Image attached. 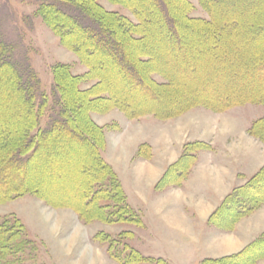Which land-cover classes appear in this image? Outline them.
<instances>
[{"label":"rangeland","instance_id":"rangeland-1","mask_svg":"<svg viewBox=\"0 0 264 264\" xmlns=\"http://www.w3.org/2000/svg\"><path fill=\"white\" fill-rule=\"evenodd\" d=\"M128 1L134 3L136 7L146 6L148 3V0ZM188 1L193 7L191 17L209 20L208 14L199 6L198 0ZM97 2L107 10L116 11L133 20L126 9L117 5L109 6L106 0H97ZM210 3L215 8L217 22L223 28L224 33L228 34L229 30L233 31L231 35L224 36L225 38L219 43L210 42L205 35L197 37L190 29L184 33V41L187 49L193 50V55L176 59L171 53L165 54L173 45L166 43L163 35L162 38L159 37L158 33L163 31L161 25L158 22L153 23L155 21L154 10H147L144 22L149 26L153 23L157 26V30L151 27V30L155 32L149 31L148 43H135L130 48H126L127 51L152 53L153 61L150 66L175 76V83L169 90L170 94L165 96L166 99L154 100V104L158 107H175L179 103L199 97L213 101L219 96L239 97L252 95V93L258 95L264 91V69L257 70L256 67L261 62V50L264 48L262 37L264 29L252 31L257 19L264 16V0H210ZM35 8V0H0V33L14 47V59L19 61L26 59L38 79L40 93L46 97L47 107L50 108L54 106L51 73L53 65L66 64L73 75L85 73L87 68L79 62L74 53L61 45L59 38L52 33L45 22L34 15ZM139 10L142 12L140 8ZM89 19L92 21L91 17ZM62 24L63 26L66 24L68 30L72 31L74 28L66 20ZM81 34L83 38H79V46L83 51L88 52L94 40L89 39L83 31ZM99 44L102 45V43ZM111 52L125 53L117 48L111 49ZM188 52L190 55L191 52ZM93 55L94 58L90 61L97 63L95 72L107 76L104 85L113 91V96L117 100L121 99L135 107L150 103L146 97H141L134 89H131L125 79L120 78L119 69L114 67V62L108 56L103 53ZM6 74V71H0V147L5 141H17L22 129L29 121L24 114L26 113L25 107L18 102L19 100L12 103L18 95L13 91L10 82L2 84V78ZM154 78L158 82L162 81L158 76ZM88 82L93 83H89L90 87L84 90H88L96 83L94 80L86 83ZM83 84L80 85L81 88ZM166 90L168 91V89L161 91V96ZM48 108L41 113L40 125L42 127L46 126L48 116L51 114ZM115 110L120 111L110 108L105 112H91L90 117L92 113H97L94 118L109 122L111 124L109 127L114 130V123H119V119L124 118L123 112L121 114V111ZM21 114H24L25 118L18 120ZM262 117H264V105L262 104L247 103L223 112L198 106L184 111L172 121H169L172 118L169 119L162 126L159 124V127L150 123L149 119L142 123L130 121L126 125L127 128H124V133L125 136L140 142L155 143L158 141L160 146L158 152L164 153L169 150L166 155L174 152L173 149H168V145L177 144L178 148L180 147V154L169 165L175 164L181 158L183 152L186 151L187 144L202 140L208 141L215 145L218 156L228 155L231 159V169H236L242 163L244 155L247 157L252 155L261 160L264 158V143L250 136L248 132L253 123ZM150 118L157 119L153 115ZM59 140L60 143L53 141L49 148H40L41 153L44 154L39 155L37 162L33 165L32 178L36 187L52 200H67V202L73 200L75 202L86 189L85 181L90 176L92 160L82 146L74 142H65L64 138ZM106 153L109 158L107 162L116 169L119 175V133L111 135L110 141L107 142ZM86 156L89 159L87 162L83 161ZM232 156H240V158L239 160L232 159ZM192 168L193 165L188 173ZM176 187H178L177 184L174 188ZM262 188L257 192L244 193L238 207L247 204L251 198L262 195L264 191ZM108 206L113 207L110 203ZM133 211L136 213L135 210ZM74 213L72 209L49 207L40 198L30 194L0 204V218L16 217L23 224L26 237L33 244L26 259H32L35 264H118L109 256L108 249L110 253L112 252L119 258L120 262H125L129 252L128 248L134 249L147 260L139 264H161L158 262L161 258L158 257L164 258L163 262L166 264H200L203 258H214L222 254V252H212V249H207L203 244L194 243L191 244L194 248L178 253L172 249L168 236L162 237L164 240L158 239L150 242L146 232L142 229L143 223L142 226L125 223L108 225L99 221L86 224L78 221ZM125 214L123 213L121 218ZM251 214L239 219L234 227L244 220L241 224H246L250 230L249 235H253L259 229L264 230V209L252 216ZM137 215L141 219L140 215ZM126 218L130 219L127 214ZM196 231L201 234L203 227L198 226ZM124 232L132 233V236H126ZM98 234L100 240L103 239L102 241L96 239ZM261 237L264 239V231L257 234L250 243ZM245 247L234 253L222 255L221 258L241 253L246 249ZM232 248L225 247V253ZM248 253L255 255L257 251ZM243 257L237 261H243Z\"/></svg>","mask_w":264,"mask_h":264},{"label":"trees","instance_id":"trees-1","mask_svg":"<svg viewBox=\"0 0 264 264\" xmlns=\"http://www.w3.org/2000/svg\"><path fill=\"white\" fill-rule=\"evenodd\" d=\"M106 1L111 5L126 9L133 20L116 11L106 10L97 0H35L34 15L40 17L52 33L59 38L61 45L74 53L79 62L87 68L83 75H73L68 65L61 63L53 65L51 68L53 108L47 107V99L40 93L38 79L26 59L15 60L14 47L0 33V71L7 73L2 78V84L10 82L13 91L18 95L12 103L19 100L18 102L25 107V116L29 118L17 141H5L4 145L0 147V204L30 194L40 198L49 207L72 209L78 219L86 224L99 221L108 225L125 223L142 226L141 219L127 204L116 174L101 157V151L105 146L104 130L92 121L91 112L100 113L110 108H116L129 119L153 115L157 119L167 120L198 106L223 112L247 103L264 105V91H262L258 95L252 93V95H241L242 97L219 96L213 101L199 97L179 103L175 107H158L157 104H154V100L166 99L165 94L167 93V96L170 94L169 90L175 83V76L150 66L153 61L152 53L127 51L126 48H130L135 43H148L149 31H154L151 30V27L157 30V26L153 25L156 22L161 25L163 30L161 33L164 32V34L158 33L159 37L162 38L163 35L166 39L165 42L173 45L165 54L171 53L176 59L188 58L193 55V50L187 49L184 41V33L187 30L191 29V32L195 33L197 37L205 35L213 43H219L233 31L229 30L228 34L224 33L223 28L217 22L215 8L210 0H198L199 6L208 14L209 20L191 17L190 13L193 7L188 0H148L147 5L143 7H136L128 0ZM147 10H154L155 21L151 23V26L144 22ZM90 17L92 21L89 19ZM64 20L74 26L72 31L68 30L66 24L63 26ZM263 29L264 16H260L254 23L252 31ZM81 31L87 34L89 39L94 40L95 43L93 42L90 46L91 51H83L80 48L79 38H83ZM262 37L264 39V33ZM113 48L125 51V53H113L111 52ZM188 51L191 52L190 55ZM95 53H103L108 56L114 62V67L119 69L120 78L125 79L131 89H134L141 97H146L150 103L135 107L121 99L117 100L113 96V91L104 85L107 76L95 72L97 63L90 61L94 58L93 54ZM261 55V62L256 66L257 70L264 69V48L261 50ZM178 67L182 70L180 66ZM154 76H158L162 81L158 82ZM91 80L96 83L88 90H82L80 85ZM163 89H168V91L163 92L164 94L162 93L161 96ZM46 108L51 114L48 116L46 126L42 127L40 125L41 113L47 110ZM24 114H21L18 119L23 118ZM248 132L250 136L264 143V117L253 123ZM63 138L65 142H74L78 146H82L92 160L90 176L85 181L86 189L75 202L73 200H71L72 202L52 200L36 187L32 178L33 165L37 162L39 155L44 154L41 153L40 148L50 147L53 141L60 143L59 139ZM210 149L211 146L204 142L187 144L186 151L175 164L167 168L162 180L157 183L156 189L180 183L195 162L196 153L199 150ZM87 160H89L88 156L83 161L87 162ZM262 187L264 188V166L244 185L234 188L223 199L209 216L208 224L225 231L232 230L239 219L264 205L263 191L262 195L251 198L247 204L238 207L246 192H257ZM108 203L113 207L110 208ZM119 205H121L120 208ZM123 213H126L130 219L127 220L126 214L122 219ZM124 233L128 237L132 236V233ZM96 239L103 240H100L99 234ZM32 245L18 218L8 216L0 218V264H35L32 259H26L28 252H31ZM245 248L241 253L219 259H206L201 264H257L264 258V239L262 237ZM127 251L129 252L125 262H120L117 256L110 253L109 249L107 252L118 264H139L147 261L138 251L131 248H128ZM249 251H257V254L249 255ZM242 256H244L243 261L238 262L237 260ZM158 262L164 264L161 260Z\"/></svg>","mask_w":264,"mask_h":264},{"label":"crops","instance_id":"crops-1","mask_svg":"<svg viewBox=\"0 0 264 264\" xmlns=\"http://www.w3.org/2000/svg\"><path fill=\"white\" fill-rule=\"evenodd\" d=\"M109 6L113 5L109 4ZM83 73H79V75H83ZM89 83L93 82L84 83L81 89L90 87ZM94 115L96 116L97 113L91 114L92 121L104 130L105 146L101 151V157L116 174L129 207L140 215L143 223L142 229L146 232L150 242L168 236L172 249L178 253L194 248L192 243L203 244L207 249H212V252H222L214 258H203L200 260L201 264L204 259H219L222 255L234 253L246 245L248 246L257 234L264 231L259 229L253 235H249L250 230L246 224H241L244 220L230 231L208 224L209 216L223 199L234 188L244 185L264 165V158L257 159L247 153L251 156L244 155L240 166L231 169V159L228 155L218 156L215 145L202 140L201 142L210 145L211 149L199 150L196 153L193 168L189 173L187 171L185 179L177 184L178 187L174 188L175 185H168L162 189H156L160 178L171 166L169 164L180 154V147L178 148L177 144H169L168 149H173L174 152L166 155L169 150L164 153L158 152L160 148L158 141L155 143L137 141V139L125 136L124 128H127L126 125L130 121L142 123V121H148L147 119L159 127L169 119L157 120L153 118L154 120H152L151 115L129 119L123 114L124 118H120L119 123H114L115 129L113 130L109 127L111 126L109 122L97 120ZM172 120L173 118L169 121ZM118 133L119 175L116 169L107 162L109 158L106 153L107 142L110 141L111 135ZM234 158L239 160L240 156H232V159ZM262 209H264V205L254 211L251 216ZM74 215L77 218L75 213ZM78 221L80 220L78 219ZM198 226L203 227L201 234L196 231ZM200 235L202 236L200 237ZM228 246L233 248L225 253V247ZM158 258H161L159 260L162 262L164 261V258ZM257 264H264V260H260Z\"/></svg>","mask_w":264,"mask_h":264},{"label":"bare ground","instance_id":"bare-ground-1","mask_svg":"<svg viewBox=\"0 0 264 264\" xmlns=\"http://www.w3.org/2000/svg\"><path fill=\"white\" fill-rule=\"evenodd\" d=\"M92 50V49H91ZM90 50V51H91ZM94 52V51H93ZM8 77V76H7ZM8 79V78H7ZM7 81V80H6ZM10 81V80H9ZM11 89V88H10ZM165 96H167V93L165 94ZM147 107V106H146ZM20 117V116H19ZM25 118V117H24ZM17 119V118H16ZM19 120V119H18ZM49 148V147H48ZM84 159V158H83Z\"/></svg>","mask_w":264,"mask_h":264}]
</instances>
